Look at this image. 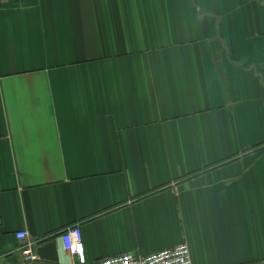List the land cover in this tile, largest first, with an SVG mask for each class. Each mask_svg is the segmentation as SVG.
I'll use <instances>...</instances> for the list:
<instances>
[{
	"label": "crops",
	"instance_id": "1",
	"mask_svg": "<svg viewBox=\"0 0 264 264\" xmlns=\"http://www.w3.org/2000/svg\"><path fill=\"white\" fill-rule=\"evenodd\" d=\"M75 223L264 264V0H0V264H81Z\"/></svg>",
	"mask_w": 264,
	"mask_h": 264
},
{
	"label": "built area",
	"instance_id": "2",
	"mask_svg": "<svg viewBox=\"0 0 264 264\" xmlns=\"http://www.w3.org/2000/svg\"><path fill=\"white\" fill-rule=\"evenodd\" d=\"M16 236L26 238L27 231H18ZM63 247L81 264L87 263L84 234L79 223L65 227L61 231ZM22 252L31 257V243L25 245ZM92 264H193L191 251L187 242H181L147 255H136L132 252L119 253L96 259Z\"/></svg>",
	"mask_w": 264,
	"mask_h": 264
}]
</instances>
